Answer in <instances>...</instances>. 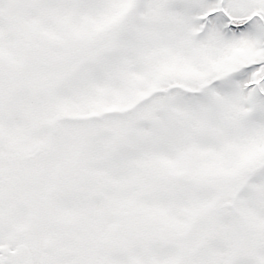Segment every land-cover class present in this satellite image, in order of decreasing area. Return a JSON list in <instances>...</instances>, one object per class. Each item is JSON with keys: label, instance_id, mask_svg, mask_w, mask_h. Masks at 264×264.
<instances>
[{"label": "snow or ice", "instance_id": "6c2138e0", "mask_svg": "<svg viewBox=\"0 0 264 264\" xmlns=\"http://www.w3.org/2000/svg\"><path fill=\"white\" fill-rule=\"evenodd\" d=\"M0 264H264V0H0Z\"/></svg>", "mask_w": 264, "mask_h": 264}]
</instances>
